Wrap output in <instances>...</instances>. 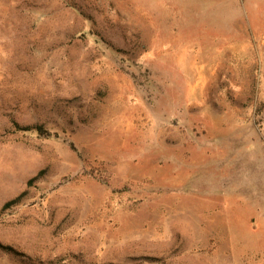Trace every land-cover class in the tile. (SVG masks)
Returning a JSON list of instances; mask_svg holds the SVG:
<instances>
[{
	"label": "rangeland",
	"instance_id": "374dc122",
	"mask_svg": "<svg viewBox=\"0 0 264 264\" xmlns=\"http://www.w3.org/2000/svg\"><path fill=\"white\" fill-rule=\"evenodd\" d=\"M0 264H264V0H0Z\"/></svg>",
	"mask_w": 264,
	"mask_h": 264
},
{
	"label": "trees",
	"instance_id": "16d2710c",
	"mask_svg": "<svg viewBox=\"0 0 264 264\" xmlns=\"http://www.w3.org/2000/svg\"><path fill=\"white\" fill-rule=\"evenodd\" d=\"M32 129H35L38 131L39 128H26V130H32Z\"/></svg>",
	"mask_w": 264,
	"mask_h": 264
}]
</instances>
